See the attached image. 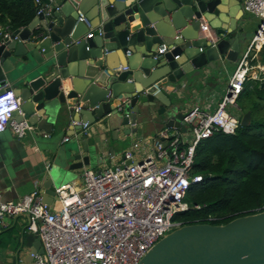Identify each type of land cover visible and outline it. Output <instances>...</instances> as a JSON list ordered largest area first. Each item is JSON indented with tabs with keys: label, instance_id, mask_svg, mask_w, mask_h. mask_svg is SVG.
Instances as JSON below:
<instances>
[{
	"label": "water",
	"instance_id": "obj_1",
	"mask_svg": "<svg viewBox=\"0 0 264 264\" xmlns=\"http://www.w3.org/2000/svg\"><path fill=\"white\" fill-rule=\"evenodd\" d=\"M219 3L221 0H67L48 18L38 15L4 39L0 81L15 79L14 93L21 99L14 118L26 119L35 129L48 133L76 115L77 121L89 126L38 175L43 202L50 204L70 170L90 163L98 148L94 135L115 131L114 124L117 128L134 125L126 134L135 133L140 124L159 115L167 127L182 129L185 109L179 110L177 100L185 81L199 77L204 69L236 60L246 40L237 28V19L228 21L227 27L212 22L208 14L226 23ZM80 15L90 21L89 26L78 19ZM202 18L209 22L211 33L200 34ZM90 28L95 33L87 37ZM161 44L167 46L166 52L154 57ZM117 50L124 62L115 61ZM164 85L172 86L173 99L162 89ZM122 100L125 104L118 109ZM250 121L246 111L240 123L246 126ZM9 162L8 155L0 157L3 171L10 167ZM25 240L27 244L36 241L35 252H42L37 234L29 233ZM138 264H264V210L224 224L182 225L160 238Z\"/></svg>",
	"mask_w": 264,
	"mask_h": 264
},
{
	"label": "built area",
	"instance_id": "obj_2",
	"mask_svg": "<svg viewBox=\"0 0 264 264\" xmlns=\"http://www.w3.org/2000/svg\"><path fill=\"white\" fill-rule=\"evenodd\" d=\"M33 1L35 17L42 14L48 18L61 6L58 0ZM242 9L258 18V26L212 110L199 105L188 107L183 112L182 129L170 132L164 128L153 137L152 154L135 160L134 150L139 144L134 143L114 168L85 170L82 186L74 182L57 186L53 205L41 200L37 188L16 200L0 201V227L8 226L6 217L23 215L25 230L38 235L42 252L31 253L34 264H138L160 238L185 225L174 218L176 214L199 208L185 199L189 187L202 180L201 174L193 173L196 146L216 132L234 133L241 125L237 99L245 83L264 82L260 58L264 0H244ZM78 19L90 25L83 15ZM208 29L207 24H200V34L211 33ZM12 31L0 28V45ZM166 50L165 44L159 45L154 57ZM20 104V97L12 89L0 86V133L9 129L21 138L35 129L26 119L14 118ZM124 104L122 100L116 107L121 109ZM79 109L76 105L75 111ZM70 125L81 126L80 133L89 127L72 118Z\"/></svg>",
	"mask_w": 264,
	"mask_h": 264
},
{
	"label": "crops",
	"instance_id": "obj_3",
	"mask_svg": "<svg viewBox=\"0 0 264 264\" xmlns=\"http://www.w3.org/2000/svg\"><path fill=\"white\" fill-rule=\"evenodd\" d=\"M66 1L58 0V3L62 6ZM243 1L221 0L217 7L220 9V14L226 23L220 21L217 15L207 13L210 17H213L212 22L223 27L229 25L228 21L233 20L234 22L237 19V28L240 32L245 33L246 40L240 46L236 60L225 61L220 68L204 69L199 77L185 81V86L181 92L182 97L177 100V105L180 106L179 110L187 109L193 105L212 110L220 100V88L222 86L226 87L228 78L235 69L242 50L249 43L258 26V18L243 11ZM230 13L234 15V18ZM201 23L209 25V22L203 18ZM93 29L90 28L89 32L95 33ZM208 30L212 32L210 28ZM119 60L124 62V57L120 50H117L115 61L118 62ZM261 61L264 62V59H261ZM17 84L13 78L0 81V86H7L13 91H17ZM162 89L171 99L174 98V94L170 93L171 85H164ZM75 117L74 119L77 120V115ZM117 125L114 124L115 131L108 129L106 133L94 135L93 138L98 148L91 154L90 163L81 168L70 170L69 178L61 184L74 182L77 186H82L85 170L89 169L97 172L114 168L121 162L123 152L132 148V145L136 142L139 147L134 150V159L140 160L152 154V139L159 131L164 128H168L170 132L181 129L180 126L167 127L163 123V117L159 115H155L154 119L146 125L140 124L139 130L135 133L126 134V129H133L134 125L119 126L118 128ZM34 131L35 133L28 132L21 138L14 136L9 129L0 133V157L8 155L10 159V172L3 171V166L0 167L1 202L21 198L36 188L39 191L41 200H43L44 188L38 175L50 168L58 151L72 147L75 144L76 136L80 133V130L71 127L69 118L53 126L50 133L37 128ZM66 137H68V140H64ZM47 165L49 166L47 167ZM4 186H7L5 190L2 189ZM54 202L55 196L52 197L50 204L53 205ZM5 221L8 226L0 227V264H34L31 253L35 252L34 245L37 246L38 243L36 241L26 243L25 238L29 234L25 230L26 217L23 215L6 217Z\"/></svg>",
	"mask_w": 264,
	"mask_h": 264
},
{
	"label": "trees",
	"instance_id": "obj_4",
	"mask_svg": "<svg viewBox=\"0 0 264 264\" xmlns=\"http://www.w3.org/2000/svg\"><path fill=\"white\" fill-rule=\"evenodd\" d=\"M35 12L33 0H0V28H25L35 18ZM261 59H264V46ZM261 85L257 81L246 82L237 99L241 113L251 114L248 125H240L232 134L216 132L196 146L193 173L201 174L202 180L189 187L185 199L199 208L191 207L174 218L184 224H224L264 210V87ZM240 99L245 100V105Z\"/></svg>",
	"mask_w": 264,
	"mask_h": 264
},
{
	"label": "rangeland",
	"instance_id": "obj_5",
	"mask_svg": "<svg viewBox=\"0 0 264 264\" xmlns=\"http://www.w3.org/2000/svg\"><path fill=\"white\" fill-rule=\"evenodd\" d=\"M224 90H225V86H222L220 88V91H219L220 96L224 93ZM240 102H241L242 105H245V100L244 99H240ZM7 170H9V172H10V167L8 169H6V172H7ZM82 185H83V183H82ZM0 191H1V189H0Z\"/></svg>",
	"mask_w": 264,
	"mask_h": 264
},
{
	"label": "clouds",
	"instance_id": "obj_6",
	"mask_svg": "<svg viewBox=\"0 0 264 264\" xmlns=\"http://www.w3.org/2000/svg\"><path fill=\"white\" fill-rule=\"evenodd\" d=\"M3 108H1L0 110H2ZM14 111V110H13ZM15 112V111H14Z\"/></svg>",
	"mask_w": 264,
	"mask_h": 264
}]
</instances>
